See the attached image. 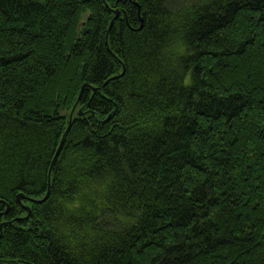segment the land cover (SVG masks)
Masks as SVG:
<instances>
[{
  "label": "trees",
  "instance_id": "16d2710c",
  "mask_svg": "<svg viewBox=\"0 0 264 264\" xmlns=\"http://www.w3.org/2000/svg\"><path fill=\"white\" fill-rule=\"evenodd\" d=\"M0 264H264V0H0Z\"/></svg>",
  "mask_w": 264,
  "mask_h": 264
},
{
  "label": "water",
  "instance_id": "95a60500",
  "mask_svg": "<svg viewBox=\"0 0 264 264\" xmlns=\"http://www.w3.org/2000/svg\"><path fill=\"white\" fill-rule=\"evenodd\" d=\"M75 107H76V105L73 107V109H72V111H71V114H70L69 127H70V125H71L72 116H73V113H74ZM82 114H83V113L80 112V115H82ZM59 151H60V147L58 148V150H57V152H56V155H55V157H54V160H55V158L57 157ZM54 160H53V162H54ZM50 172H51V169H50ZM48 193H49V191H48ZM48 193H47V195L45 196L44 199L47 198ZM22 197H24V194L20 193V194L18 195V199L21 200ZM28 210H29V212H30V207H28Z\"/></svg>",
  "mask_w": 264,
  "mask_h": 264
},
{
  "label": "snow or ice",
  "instance_id": "6c2138e0",
  "mask_svg": "<svg viewBox=\"0 0 264 264\" xmlns=\"http://www.w3.org/2000/svg\"><path fill=\"white\" fill-rule=\"evenodd\" d=\"M189 84L191 85V81L189 82ZM190 90H191V91H195V88H194V87H191ZM71 198H72V197H71V193H70V194H69V199H71Z\"/></svg>",
  "mask_w": 264,
  "mask_h": 264
},
{
  "label": "bare ground",
  "instance_id": "6f19581e",
  "mask_svg": "<svg viewBox=\"0 0 264 264\" xmlns=\"http://www.w3.org/2000/svg\"><path fill=\"white\" fill-rule=\"evenodd\" d=\"M142 21V20H141ZM143 22V21H142Z\"/></svg>",
  "mask_w": 264,
  "mask_h": 264
},
{
  "label": "rangeland",
  "instance_id": "374dc122",
  "mask_svg": "<svg viewBox=\"0 0 264 264\" xmlns=\"http://www.w3.org/2000/svg\"><path fill=\"white\" fill-rule=\"evenodd\" d=\"M84 17H85V15H84Z\"/></svg>",
  "mask_w": 264,
  "mask_h": 264
}]
</instances>
